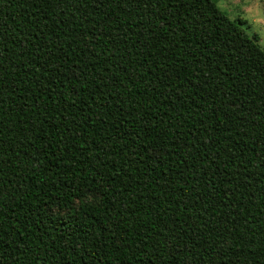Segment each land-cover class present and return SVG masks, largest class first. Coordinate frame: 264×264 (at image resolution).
Instances as JSON below:
<instances>
[{
  "label": "trees",
  "instance_id": "trees-1",
  "mask_svg": "<svg viewBox=\"0 0 264 264\" xmlns=\"http://www.w3.org/2000/svg\"><path fill=\"white\" fill-rule=\"evenodd\" d=\"M214 0H0V264H264V50Z\"/></svg>",
  "mask_w": 264,
  "mask_h": 264
},
{
  "label": "rangeland",
  "instance_id": "rangeland-1",
  "mask_svg": "<svg viewBox=\"0 0 264 264\" xmlns=\"http://www.w3.org/2000/svg\"><path fill=\"white\" fill-rule=\"evenodd\" d=\"M229 19L240 20L264 50V0H214Z\"/></svg>",
  "mask_w": 264,
  "mask_h": 264
}]
</instances>
